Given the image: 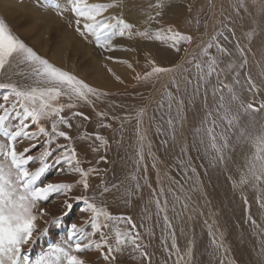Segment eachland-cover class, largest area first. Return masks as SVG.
Here are the masks:
<instances>
[{
  "label": "snow or ice",
  "instance_id": "obj_1",
  "mask_svg": "<svg viewBox=\"0 0 264 264\" xmlns=\"http://www.w3.org/2000/svg\"><path fill=\"white\" fill-rule=\"evenodd\" d=\"M238 3L240 8L247 11L245 0H238ZM251 3L253 6L259 4L260 11L264 12V0H251ZM36 6L49 9L62 19H67L66 14L71 13L73 20L69 22V27L74 23L75 32L85 39L91 37V42L103 52L133 50L115 44L117 37H127L129 40L139 37L144 40L159 41L177 53L180 52L181 45H192L195 42L192 35L184 34L171 25L158 28L154 32L148 29L141 31L133 23L126 21L122 15L110 14V10L122 6V0H108V2L65 0L63 5L57 0H37ZM165 6L166 0H157L155 5L149 7L163 9ZM188 10L191 12V5ZM161 15V11H157L155 16L149 15L148 20L159 23L157 18ZM224 27L232 34V39H235L234 30L227 25ZM255 35V30L247 33L249 42ZM220 38L231 43L229 36L220 30L212 35L206 44L202 42L196 45L200 49L198 55H191L188 48H185V54L180 57L179 62L171 66H160L155 60L148 59L147 67L150 71L144 72L142 76L137 74L135 79L151 82L159 81L166 76L170 78L168 84L164 85L162 100L158 104V109H163L164 101H167L168 116L164 121L167 130L157 127V132L175 142L177 135L182 134L181 129L186 119L184 100L178 95L182 90L181 84L185 86L183 91L188 92V86L192 85L195 79L196 87L191 91L188 103L192 104L193 99L200 94L201 88H204L205 108H207L206 85L215 75L217 83L212 88L215 115L212 110L206 112L201 126L194 129L191 149L198 155L203 149L210 167H220L226 171L233 160L232 154L236 146H250L252 152L245 159L246 170L242 172L238 184L233 182V187L248 184L259 187L264 185V123L257 127L252 119L248 124H242L241 116L243 114L251 118L255 113L264 112V101H260L257 106L253 102L245 104L240 100L235 86L240 84V70L245 69L248 64L246 46L236 43L235 52L240 57V63L237 65L229 62L225 70L219 67L221 57L232 56L233 52L221 43ZM212 48H215L217 55L214 56L209 52ZM247 51L250 52L251 48L249 47ZM105 58L113 59L110 56ZM120 63L128 62L120 61ZM185 64H190L197 70V75L193 79L186 75L189 69L184 67ZM128 67L131 68L132 65L128 63ZM109 71L111 72V69ZM225 71L233 73L231 83L220 79ZM177 75L180 77L179 80ZM244 75L247 91L258 94L261 90L260 86L247 72ZM115 78L123 83L119 76ZM172 88L175 89V94L171 91ZM106 95L108 94L40 55L16 35L3 18H0V264H91L82 255L89 249L97 251L105 264H116V254L123 253L129 247L150 262L148 253L143 250L144 246L139 243L140 233L136 230L137 226L131 216L112 214L102 202L97 204L96 195H71L78 185L82 186L86 193L90 188L89 177L98 172L96 168L81 167L70 134L74 127L78 129L80 125H74L73 121L77 118L89 121L91 117L78 109L81 105L94 108L92 98L100 99ZM174 104L175 116L171 114ZM145 114V109L141 108L135 116L137 170L144 163L145 142L148 139L147 130L143 128ZM97 116L103 119L106 113L97 112ZM112 119L121 120L123 127L131 118L113 116ZM102 126L111 127L109 124ZM93 137L94 142L98 141L99 144L93 147L92 151L98 152L101 147L107 146V140L98 133L81 135L79 139L92 140ZM61 138L67 143H59ZM25 142L27 146H23ZM167 144L168 139L162 141V146L166 150ZM147 148L151 157L153 155L151 142L147 143ZM181 157H187L186 160L182 158L178 160L183 169L182 179L185 183L192 178L188 175L189 169L192 176L198 179L199 174L193 164V158L189 155L187 144L181 148ZM100 161H106V157L101 156ZM37 163L38 167L33 169L32 165ZM62 163H66L69 166V173L78 178L71 182L44 183L42 178L50 169ZM152 167L156 168L155 159ZM133 179L137 178L133 176ZM143 179L151 188L148 184L146 165ZM174 183L183 191L184 185L180 184V181ZM157 184L160 185L159 178ZM111 187L115 189L118 185L113 184ZM141 188V184L137 182L136 192ZM190 191L195 192L197 188L194 186ZM109 192L110 188L104 186L102 182L99 196L103 197ZM168 192L173 197V210L176 204H182L184 210L188 209L191 196L182 198L171 187L168 188ZM133 194L131 189L126 190V203L130 202ZM53 195L66 197L63 201L65 211L61 216L49 221L45 219L49 215L48 212L39 208V204L48 201ZM152 198L149 203L155 204L157 217L163 214L164 228L171 229L172 222L167 215L169 202L164 188L159 187L158 192L153 189ZM72 201L82 202L85 205L81 211L89 213L88 218L80 223H71L65 229L66 235L62 236L59 242L48 245L46 250H42L40 255L32 259L29 250L49 231L47 228L43 231L38 230L37 221L43 220L45 224L59 225L72 212L74 208ZM257 202L264 207V200L260 197H257ZM244 203L248 204L247 198L244 199ZM252 224L257 226L255 220H252ZM88 227L91 231L87 230ZM209 235L213 236L212 244L215 248L222 250L223 243L217 242L211 227ZM171 237V249L174 250L172 254H175L179 249L174 232L171 233ZM188 255H191V249L188 250ZM182 259L183 256H178L176 264H180Z\"/></svg>",
  "mask_w": 264,
  "mask_h": 264
},
{
  "label": "rangeland",
  "instance_id": "obj_2",
  "mask_svg": "<svg viewBox=\"0 0 264 264\" xmlns=\"http://www.w3.org/2000/svg\"><path fill=\"white\" fill-rule=\"evenodd\" d=\"M0 1H2V0H0ZM3 1H6L9 4H12L13 2H15V5H17L21 8L23 7V9L25 8V10H26L25 15H23L20 12H14L12 14V16L0 15V18H3L9 24L12 31L16 35H18L21 39H23L25 41V43H27L29 46L33 47L40 55H44L46 58H49V60L53 59L52 57L54 56V53H55V51H54L55 43L58 40V34L54 30L59 29V31L64 32V34L66 32V34H67V35L65 34L66 39H71V37L74 35V37H76L78 39V41L81 43V46L83 48H86V46L90 47L89 50L91 49L90 50L91 54H93V52H94L95 57L99 58V59L98 58L97 59L101 63V66L99 65L100 67L97 71H99V74L103 73L108 77V79H107L108 82H105L106 84L104 83V85L103 84H101V85L96 84L95 75L93 74L95 64L93 65L91 58L82 51V49H81L82 47L80 49H77V51L74 50L75 47L67 50V51H69V52H67V57L69 58V60H68L69 64L66 67H64V69L67 71H70V72H72V70H73V73L76 74L77 76L79 75V77H81L80 72H82V77L86 83L88 82L89 85H91L92 87L97 88V89L101 90V92L108 94L106 96H102L101 99H97V98L93 97V102L95 101L94 102L95 109H93V107H90V106L81 105L78 110L84 112L86 115L94 116L96 118V120L98 121V123L100 122L99 119H101V125L109 123V125H111V127H107V128L103 127L104 130L107 131L109 128L110 131L112 130L115 133H117L118 141H117V144L115 142V145H117V150L120 151L119 154L121 153L120 155L118 154L117 159H116L118 164H119L120 157L123 156V152L125 150H127V148H128V147H126V149H125V146L128 144V140L130 143H132L129 145L128 151L130 152L131 161H132V164H131V166H129V168L131 167L130 170H133L132 171L133 173H131L132 176L131 175L129 177L127 176V179L129 182L130 178L133 179V175L136 178L138 175V178L136 180L133 179L134 184H132V186L134 187V185H136V183L138 181H140L139 182L140 184L144 183V186L141 184V186H142L141 190L139 192H136V199L138 202H140L142 199L144 206H145V213L142 212V210L140 208H137L136 214H137L138 218L136 217L133 219V217H132V219H133L134 223H136V226H137L136 230L139 233L141 232L139 241L144 244L143 245L144 248H147L149 246L148 248L152 249L153 245L157 246L156 248L158 249L159 254L155 259V264H176V260H177L178 256H183V259L180 261V264H184V262H188V264H221V260L218 258L220 256L218 250L215 248V246L212 247V245H211L213 237L209 235V230L205 226V223L202 221L201 215H199L196 210H193V212H192V230L193 231H192V235H191L190 244L185 245L182 241V238H181V235L179 233L178 228L175 225H173L172 226L173 230L172 229H165L164 223H163V214H161L160 217H157L155 204L149 203V201L151 199H153L152 198V190L156 189L157 192L159 191V186L157 184L158 179H157V176H156L154 169L152 167L153 162H152L151 158H149L150 156L148 155L147 142H145L146 146H145L144 163L141 164L139 170H137V165L135 162L136 161V149H135L136 148V135H134L135 134L134 132L136 129V122H135L136 113L139 109H141L143 107L145 109L147 102L150 98L149 96H150L151 92H150L149 88L147 87L146 82H144L146 86L144 85L143 87H138V89L135 90V93L131 94V96L124 92L125 90L128 89V88H126L127 87L126 84H129L131 82V75L138 66L139 50L145 51L147 54H149L150 58L152 57L151 59L155 60V62L157 61L156 63L158 65H160V66H171V65H174L175 63H177L180 60V57L185 54L182 51L185 49V47L188 48V51L193 50V49H195V50L198 49V47H196V45L201 44L200 35L202 33L207 32L208 19L211 15V9H212L211 0H166V6L164 7L165 9H157L154 7L149 8L150 5H155L157 3V0H122V6L120 8L110 10V14H114V15H118V16L122 15L126 21L133 23L136 26V28L140 29L141 31L148 29L150 31L153 30V32H154L158 28L167 27L169 25H172L174 29L179 30L180 32H182L184 34L187 33L188 35H192L193 37L196 34V38H194L195 42L193 43L194 46L183 44V45H181V49H180L181 52H179V53L175 52L174 50H172L171 48H169L168 46H166L165 44H163L159 41H155V40L149 41V40L140 39L139 37L131 39V41L127 37H124V38L117 37L116 40L114 41V43L117 44L118 46L128 47L130 49H133L132 51L131 50L130 51L115 50V51H110V52H103L101 49L97 48L94 43L91 42V40H92L91 37H89L88 39H85V38L79 36L74 30V27H75L74 23H73L72 27H69V22L73 20L71 13L66 14L67 19H62L61 17L55 15L54 12L49 10V9H43V8L37 7L36 6L37 0H13V2H12V0H3ZM235 1H237V0H235ZM57 2L60 3L61 5H63L65 3V0H57ZM90 2H108V0H90ZM193 3H195V4H193ZM188 4L191 5V15L194 18V20H192V19L189 20V21L194 22V23H192L193 27L191 24L192 29H190V31L187 30L188 28H181V29L176 28L175 24H180L181 21L179 22L177 20V22L176 21L171 22L172 20L170 19L173 16L172 14H173L174 10L181 8L185 11V10L189 9ZM234 4L238 5L237 2H234ZM194 5H197V6H195L196 8L194 7ZM169 6H171V7H169ZM157 11H161V13H162V15L157 18V20H159V23H157L156 21H149L148 20L149 15L154 16ZM30 13H34L37 15L39 14L40 17L43 18L42 19L44 21L43 23L52 25V26H50L52 28V34L50 36V42H49L50 43V46H49L50 50L48 53L42 54L41 51L39 50V48L36 45H34L33 40L37 39L35 33H31V34H27V35L22 33V30H25V29L31 28V27H36L39 30V32H41L43 29V27L40 25L39 22L30 21V19H31ZM183 21L186 22V20H183ZM197 21H199V23H197ZM15 22L17 24H15ZM224 25L228 26L227 23H224L222 25V27L218 26L215 31L218 32L220 30H223L224 33L227 34L228 31H227V28L224 27ZM64 29H65V31H64ZM220 40H221V43L224 44L223 39L220 38ZM145 41H147L148 43ZM203 43H206V42H203ZM224 45L226 47H229V43H226ZM144 46L145 47L148 46V47L145 49ZM75 51L77 52L76 55H75ZM100 51H101V53H100ZM134 51L137 52L136 58H135V52ZM199 51H200L199 49L196 50V55H198ZM209 52L212 54V49H209ZM106 53H107V55H106ZM252 53L254 56L257 57L256 49L252 50ZM119 54H120V57H119ZM99 55H100V57H99ZM74 56H76V57H74ZM109 56L113 57V59H106L105 58V57H109ZM123 57H124V59H123ZM224 58L227 59L228 57H224ZM80 61H82L81 62L82 64L81 63L78 64V62H80ZM120 61H127L128 63H130L132 65L131 69L133 72L128 67V63H120ZM83 63H85L86 65L85 64L83 65ZM90 65H92V66H90ZM122 66L125 68H123ZM87 68H88V70H87ZM108 68L111 69V72L108 70ZM186 68L189 69V71H188V73H186V75L190 79H193L197 75V70L195 69V67H193L190 64H188ZM89 69H90V72H89ZM122 69H123V71H122ZM114 74H116L115 76L119 75L121 80L123 79L125 81L122 80L123 81L122 84L120 82L118 83V81H116ZM85 75H86V77H84ZM90 76H92V77H90ZM223 76H225V73H224V75L220 76V79L225 81L226 79H224L225 77H223ZM93 77H94V79H92ZM16 79H20V78L16 77ZM91 80H93V81H91ZM241 80L242 81L240 82V84L242 83V85L239 84V86H240V93L242 92V94L244 95V96H242V99H243V97L245 98V96H247L246 98H248V96L250 95V92L247 91V85L245 83V81H246L245 75L243 78H241ZM216 83H217L216 76L213 75L210 79V85L209 84L206 85V87L208 89V94H207V100L208 101L207 102L210 103V107H212L213 104L215 103V102H212V101H214V98L212 96V88H213V86L216 85ZM165 84H168V83H165ZM107 86H109V87H107ZM103 87H104V89H103ZM122 87L124 90L122 89ZM169 87H170V85H169ZM188 87H189V91L188 92L183 91V95H182V98H183L184 104H185L184 115H185L186 119L184 122V126H185V136L187 139L186 144L189 147V155L193 158V164L196 167L197 173L199 174L198 178L200 180L202 188L204 189V192L207 194V197L209 199L210 207H211L213 213L216 215V217L220 216V218L223 222V224H220L217 220V226L219 227V229L223 235V238L225 240V243L229 248L228 250H229V254L231 256V259L233 260V264H264V207H261L260 203L257 202V197H260L262 200H264V185H261L259 187H252L250 184H248V185H243L241 187H236V188L233 187V182H236L238 184L240 181L242 172H244L246 170L244 168L245 159L248 155L251 154L252 148L248 145H245L243 147L238 145L237 148L235 149V152L232 154L233 160H232V162L229 163L228 169L226 171L220 167H217V168L210 167L209 162H208V157L204 155L203 149H201L199 155L197 154L196 151H193L191 149V145L193 142L194 129L201 126V122L203 121V119L205 117L204 106H203V104H205V97L203 96L204 95V88H201L200 94L193 99L192 104H189L188 101L191 98L190 93L196 87V80L193 79L192 85H190ZM113 89H114V92H113ZM139 90H141V91H139ZM163 91H164V89L161 92H163ZM171 91L175 94V89L172 88ZM120 95L122 97H120ZM178 95L180 96V93ZM138 96H140V97H138ZM253 97L255 98V95H253ZM246 98H245V100H246ZM161 100H162V93H160V97L158 98L156 103L152 104V107H151L152 110H151L150 116L148 118V122L150 125L151 141H152L153 145L155 146L158 155L163 160L165 165L169 168L170 172L181 182V184L184 185L185 189L189 192V194L191 195L193 200L200 206V201L198 199V197H199V195H198L199 189L198 188L199 187H196L198 192L197 191L191 192L190 189L192 187H194L190 181L191 179L187 180L186 183H185V180L182 179L183 169H182L181 165L178 163V160L181 158L186 160V157H181V152L179 150H177L179 148V147H177V141L173 142L167 136L161 135L157 132V127H161L165 131L167 130L166 123L165 124L163 123L167 119V116H168L167 107H166L167 106L166 100L164 101V104H165L164 108L161 109L162 111L161 110L159 111V113L160 112L161 113L160 114L158 113L159 115L157 114V117H156V114H154V112L157 110L158 104ZM245 100L243 102H245ZM141 101H142V103H141ZM256 101H260V100L258 98H256ZM248 102H249V99H248ZM95 103H97V104H95ZM145 103H146V105H145ZM211 103H212V105H211ZM114 106L117 109H114ZM131 108H132V110H131ZM136 108H137V110H136ZM123 109L124 110L126 109V111H124ZM114 110H117V111H114ZM97 112H103V113L106 112V116L104 117L105 119L98 117ZM107 112H108V114H107ZM118 112H119V114H118ZM121 112H123L124 114ZM151 113H153V114L151 115ZM164 113H166V115H164ZM112 114H114V115H112ZM161 114H163V119H161ZM171 114H173V116H175V104H174V107H173ZM113 116L120 117V118H124L125 116H128L131 119H130V122L124 123L123 130H120L121 120H119V121L114 120V119L112 120ZM246 117H248L247 118V124L252 119H254L257 127H259V125L261 123H264V112H259V114L255 113V114H253V116L251 118L249 116H246ZM110 121L111 122L113 121L112 123L114 125ZM86 122L87 121H83L81 118H77L76 120L73 121L74 125H76L78 123H79V125L81 123V125L79 126L78 129L74 127L73 130L71 131V135L73 137L72 143H74V142L77 143V145H78L77 149H78V152L80 153V155H82L83 152H86V151H84V148H83V147H85L84 144L87 145L86 148L88 150L90 148H92L93 145L97 146L96 141L94 142L93 139H92L93 141L88 140V139H79V137L81 135H85V134L90 135L86 131V127H87ZM130 127H133V128H130ZM134 127H135V129H134ZM112 131H111V133H112ZM126 131H127V138L125 137V139H124L123 136H126V135H124V132H126ZM130 133L132 135H130ZM120 135L122 138L120 137ZM128 137H129V139H128ZM104 138L106 140H108L107 135H105ZM121 139H122V141H121ZM165 139H168L167 150L165 149V147L162 146V141H164ZM75 140H77V141H75ZM86 142H88V143H86ZM59 143L66 144L67 142L62 140V138H61L59 140ZM197 145L199 146L198 141H197ZM23 146H27V142H25ZM106 150H107V148H106ZM106 153H108V150L106 151ZM79 159H80V161H83L84 158L79 156ZM102 164L106 165V166H110L109 164H112V160H110L109 164L106 163L105 161H102ZM145 165L147 166L148 184L151 185V188H149L145 184V181L143 179L144 166ZM201 165H203V167H201ZM62 166L63 165L61 164L60 166H58V168L55 167V168L50 169V171L42 178L43 182L44 183L51 182L52 179L55 177H62V178H68L71 176L74 177L72 174L69 173L68 168L65 170L68 172L64 171L65 173L61 172L59 174L58 171L60 170V168ZM35 167H38V163L32 165L33 169ZM55 169H56V171L54 172ZM205 169H207V174H205ZM57 173H58V175H57ZM189 173L192 174L190 169L188 170V175H189ZM97 175L99 177V185L98 186H101L102 182H110L111 183L110 180H104V179L101 180V174L97 173ZM71 180H73V179H71ZM69 182H71V181H69ZM77 190L80 193H78ZM87 192H88V196H91L92 193L94 192V190H90ZM87 192L85 193L83 187L78 185L76 188H74L72 193H74L76 195H86ZM55 196H57V195L51 196L49 198V200L46 202H40L39 208H43L45 210L46 204H48L50 202V199L54 198ZM120 198H121L120 202L115 203L114 212L121 205L127 204L125 202L126 199L123 198L122 195L120 196ZM245 198H247V200H248L247 205H245V203H244ZM99 201L102 202L104 200L102 197L98 196L97 201H96L97 204H99ZM72 202L74 204L73 210L78 209L80 205H84L82 202L81 203H76L75 201H72ZM102 203L104 206V202H102ZM238 205H239V207H238ZM57 210L59 212H57ZM57 210L51 216H47L46 217L47 220L50 221L56 217H59L65 211L63 206H61ZM169 210H170V206H169ZM229 210H231V211H229ZM37 211H38V209H37ZM75 211H77V210H75ZM81 212L82 211L80 210V213ZM82 213H81L82 215H79V218H77V217H74L73 213L71 212L67 217H65L61 221V223L59 225L45 224L43 220H38L37 221L38 230L43 231L44 229L47 228V229H49V231L40 240L37 241V243L33 246L32 249L29 250L30 257L32 259H35L38 255L41 254L42 250L47 249L48 245L59 242L61 237L66 235L65 229L67 228V226H69L71 223H77L78 219H80L84 215L85 212H82ZM150 214L152 216H150ZM119 215L130 216L128 214V212L126 213V210H122L119 213ZM148 216H149V218H148ZM249 217H251V219H249ZM137 219H139V220H137ZM233 219H234V221H233ZM152 220H153V222H152ZM252 220L256 221L257 226H254L252 224ZM153 223H155V224H153ZM118 227L122 228L124 226L118 225ZM155 227L159 231L158 233L156 232L157 237L155 235V232L153 231ZM87 230L91 231V229L89 227L87 228ZM172 232L175 233L176 243H177V247L179 249V251L175 254H172L174 250L171 249V244H172L171 233ZM150 237H151V240H150L151 245L149 243ZM152 237L154 238L153 240H152ZM96 239H98V237H96ZM209 239H210V242L208 244ZM154 240H155V243H154ZM189 249H191V255L190 256L188 255ZM127 250H129V254L135 262L140 263L142 261V257L139 256L140 255L139 252H133L131 247H129V249H127ZM224 264H231V263L229 260L228 261L225 260Z\"/></svg>",
  "mask_w": 264,
  "mask_h": 264
},
{
  "label": "bare ground",
  "instance_id": "obj_3",
  "mask_svg": "<svg viewBox=\"0 0 264 264\" xmlns=\"http://www.w3.org/2000/svg\"><path fill=\"white\" fill-rule=\"evenodd\" d=\"M13 2V0H12ZM22 2V1H21ZM197 2V1H196ZM212 2V9H211V15L208 19V27H207V32L206 33H202L200 35V42H208V40L210 39V37L212 35H214L215 33H217L215 30L217 29L218 26L222 27V25L224 23L228 24L229 28H232L234 30L235 33V39H232V34L227 32V34L229 36V39L231 41V43H229V47H227L230 51L233 52L232 56H229L227 59H225L224 57H221V63H220V68L222 69H227V64L229 62H234L235 64L239 65L240 63V57L239 55L235 52V45L237 42L240 43L241 46H246L245 47V52L247 55V59H248V64L246 65L245 69H241L240 70V82L242 81L241 78L244 77V73L247 72L252 79L255 81V83L260 86V92L258 94H254V93H250V95L248 96V98H246L247 96H245V98L242 96H244L242 94V92L240 93V86L236 85L235 89L240 97L241 101L245 100V104H247L248 99L249 102H253L255 103L257 106L259 104L260 101H264V12L260 11V5L257 4L256 6H253V4L251 3V0H245V4L247 6V11H245L244 8H240L239 7V3L238 0H211ZM234 2H237L238 5L234 4ZM14 3V4H13ZM12 4L7 3L6 1H0V15L4 16V15H9L12 16V14L14 12H20L23 15H25V8L23 9V7H19L17 5H15V2H13ZM20 3V2H19ZM25 3V2H24ZM198 3V2H197ZM196 3V4H197ZM203 3V2H202ZM180 4V3H179ZM190 4V3H189ZM188 4V7H189ZM195 4V3H193ZM30 5V4H29ZM176 5V4H175ZM174 5V6H175ZM173 6V7H174ZM181 6V5H180ZM197 5H194V7ZM204 6V5H203ZM171 7V6H169ZM172 7V8H173ZM177 7V6H176ZM28 8V7H27ZM150 8V7H149ZM175 8V7H174ZM196 8V7H195ZM199 8V7H198ZM201 8V7H200ZM165 9V8H163ZM188 10V9H187ZM183 10V9H177L173 11V16L170 18L173 21L177 20L180 22V24H175V27L178 29L181 28H188L187 30L190 31V29H192L193 21H189L190 19L194 20L193 16L191 15V12H189V10ZM29 11V10H28ZM153 11V10H152ZM165 11V10H164ZM166 12V11H165ZM194 14V13H193ZM165 15V14H164ZM163 15V16H164ZM189 15V16H188ZM155 16V15H154ZM171 16V15H170ZM30 21H36L39 22L40 25L43 27L42 31L39 32V30L36 27H31V28H27L25 30H22L23 34H31V33H35L37 39L33 40L34 41V45H36L39 50L41 51L42 54L48 53L49 52V46H50V36L52 34V28L50 26H52L51 24H46L43 23L44 21L42 20L43 18L40 17V15L38 14H34V13H30ZM167 17V16H166ZM169 17V16H168ZM227 18V19H226ZM160 19V18H159ZM166 19V18H165ZM183 20H186L183 21ZM188 22V23H187ZM15 24H17L15 22ZM171 24V23H170ZM192 24V27H191ZM146 25V24H145ZM58 26V25H57ZM157 26V25H156ZM172 26V25H171ZM206 26V25H205ZM145 28V27H144ZM199 28V27H198ZM62 30V29H61ZM255 30L256 35L253 37V39L251 40V42H249L248 38H247V33H249L250 31ZM57 34H58V40L55 43V48H54V56L52 57L53 61L50 60L51 62L55 63L57 66L59 67H66L69 63L68 60L69 58L67 57V50H69L70 48H74V50L77 51V49H80L81 43L78 41V39L76 37H74V35L71 37V39H66V32L64 34V32H61L58 30H54ZM65 31V29H64ZM153 31V30H152ZM218 31V30H217ZM68 32V31H67ZM201 32V31H200ZM75 33V32H74ZM71 34V33H70ZM69 34V35H70ZM187 34V33H186ZM67 35V34H66ZM194 38H196V34L194 35ZM141 39V38H140ZM131 41V40H130ZM137 41V40H136ZM139 41V40H138ZM144 42V41H143ZM147 42V41H145ZM83 43V42H82ZM148 43V42H147ZM205 43V44H206ZM228 42L224 41V44H226ZM80 44V45H79ZM137 45V44H136ZM147 45V44H146ZM151 45V44H150ZM193 45V44H192ZM191 45V46H192ZM85 46V45H84ZM135 46V45H134ZM194 46V45H193ZM145 47V46H144ZM148 47V46H147ZM145 47V49L147 48ZM251 48V51H247L248 48ZM90 47L86 46V48H81L82 51L88 55L92 62L93 65L95 64L94 67V72L93 74L95 75V82L96 84H103L105 82H108L107 79L108 77L103 74L100 73L99 71H97L99 69V67L101 66V63L98 61V59L95 57L94 52L93 54H91V49L89 50ZM186 48V47H185ZM141 49V48H140ZM199 49V48H198ZM196 49V50H198ZM256 49L257 51V57L253 55L252 50ZM99 50V49H98ZM196 50H189V53L191 55H196ZM200 50V49H199ZM71 51V50H70ZM75 51V55L77 54V52ZM132 51V50H131ZM184 52V50H182ZM135 52V51H134ZM181 52V51H180ZM101 53V51H100ZM118 54V53H117ZM121 54V53H120ZM119 54V57H120ZM124 54V53H123ZM130 54V53H129ZM107 55V53H106ZM110 55V54H109ZM212 55H217L215 48H212ZM44 56V55H42ZM137 56V52H135V58ZM45 57V56H44ZM76 57V56H74ZM100 57V55H99ZM152 58V57H151ZM149 54H147L145 51L139 50V60H138V66L137 68L134 70V72L131 75V82L129 84H126V88H128L127 90H125L124 92L126 94H129L131 96V94L135 93V90L138 89V87H143L145 85V81H137L135 79V77L137 76V74H140L141 76L144 74V72L146 71H150V68L147 67V60L151 59ZM163 58V57H162ZM49 59V58H47ZM51 59V58H50ZM124 59V57H123ZM81 60V59H80ZM75 61V60H74ZM79 61V60H78ZM106 61V60H105ZM77 62V61H76ZM82 61L78 62L81 63ZM137 62V61H136ZM157 62V61H156ZM179 62V61H178ZM177 62V63H178ZM113 63V62H112ZM75 64V63H74ZM82 64V63H81ZM85 63H83L84 65ZM176 64V63H175ZM86 65V64H85ZM100 65V66H99ZM113 65V64H112ZM188 64H185L184 67L186 68ZM88 66V65H87ZM86 66V67H87ZM92 66V65H90ZM114 66V65H113ZM79 67V66H78ZM123 67V66H122ZM136 67V66H135ZM85 68V67H84ZM121 68V67H120ZM125 68V67H123ZM193 69V68H192ZM88 70V68H87ZM109 70V68H108ZM126 70V69H125ZM92 71V70H91ZM123 71V69H122ZM192 71V70H191ZM84 72V71H83ZM87 72V71H86ZM90 72V69H89ZM73 73V70H72ZM77 73V72H76ZM85 73V72H84ZM74 74V73H73ZM122 74V73H121ZM232 72H228L225 71V77L224 79L225 82L231 83L232 82ZM76 75V74H75ZM81 77H79V75L77 76L78 78L83 79L82 77V72H80ZM109 75V74H108ZM112 75V74H111ZM116 74H114L115 76ZM129 75V74H128ZM224 75V74H223ZM119 76V75H118ZM130 76V75H129ZM86 77V75L84 76ZM92 77V76H90ZM89 77V78H90ZM112 77V76H111ZM116 77V76H115ZM120 77V76H119ZM113 78V77H112ZM94 79V77L92 78ZM114 79V78H113ZM128 79V78H127ZM169 77H164L163 79L159 80V81H151V82H146L147 87L150 90V98L147 102V105L145 107V112L146 114L143 117V128L147 130V143L151 142L152 144V148H151V152H152V156L149 157L151 158L152 162H156V168L154 169V172L157 176V179L159 178L160 181V185L159 187H163L165 190V195L168 199L169 202V206H170V210H168L167 215L169 216L171 222H172V226L175 225L178 230L179 233L181 235L182 241L185 245H189L190 244V240H191V235H192V212L193 210H196L197 213L199 215H201L202 221L205 223V226L207 227V229L209 230V228L211 227V231L213 233V235L215 236V238L217 239V241L220 243H223V249L222 250H218L220 256L218 257L221 262L224 261H230L231 264H233V260L231 259V256L229 254V248L225 243V240L223 238V235L219 229V227L217 226V220L220 224H223L220 216L216 217V215L213 213L211 207H210V202L209 199L207 197V194L204 192V189L202 188V185L200 183L199 178L197 179L195 176H192V174L189 173V176H191V183L193 186L195 187H199V201H200V206L193 200V198L191 197V199L188 201L189 207L187 210L183 209V205L182 204H176L175 206V210H173L172 205H173V197L171 195V193L168 192V188L171 187L173 189L174 192H176L177 195L181 196L182 198L186 197V196H191L189 194V192L185 189V187L183 188V191L180 190V186L176 183H174V181H179L169 170V168L165 165V163L163 162V160L160 158V156L157 153V150L155 148V146L153 145L151 138H150V125L148 122V118L150 116V112L152 110V104L156 103V101L158 100V98L160 97V93L163 89H164V85L165 83H168L169 81ZM177 79L179 80L180 77L179 75H177ZM123 80V79H122ZM89 81V80H88ZM93 81V80H91ZM117 81V80H116ZM125 81V80H123ZM88 83V82H87ZM119 83V81H118ZM127 83V82H126ZM89 84V83H88ZM106 84V83H105ZM122 84V83H121ZM125 84V83H124ZM95 85V84H94ZM99 85V86H100ZM145 85V86H146ZM210 85V83H209ZM242 85V83L240 84ZM106 86V85H105ZM98 87V86H97ZM109 87V86H107ZM117 87V86H116ZM102 88V87H101ZM106 88V87H105ZM104 89V87H103ZM123 89V87H122ZM174 89V88H173ZM181 92H180V97L182 98L183 95V89H184V85L181 84ZM107 90V89H106ZM111 90V89H110ZM120 90V89H119ZM118 90V91H119ZM124 90V89H123ZM160 92H159V91ZM101 91V90H100ZM116 91V90H115ZM121 91V90H120ZM141 91V90H139ZM108 92V91H107ZM112 92V91H111ZM114 92V89H113ZM123 92V93H124ZM245 92V91H244ZM120 94V93H119ZM253 95H255V98L253 97ZM124 96V95H123ZM147 96V97H148ZM204 96V95H203ZM120 97H122L120 95ZM140 97V96H138ZM143 98V97H142ZM256 98H258L260 101H256ZM93 99V98H92ZM101 99V98H100ZM116 99V98H115ZM114 99V100H115ZM148 99V98H147ZM113 100V101H114ZM204 100V99H203ZM211 100V99H210ZM98 101V100H97ZM102 101V100H101ZM147 101V100H146ZM145 101V102H146ZM208 101V100H207ZM95 102V101H94ZM93 102V103H94ZM121 102V101H120ZM214 102V101H212ZM248 102V103H249ZM124 103V102H123ZM142 103V101H141ZM97 104V103H95ZM105 104V103H104ZM137 104V103H136ZM114 105V104H113ZM165 105V104H164ZM212 105V103H211ZM99 106V105H98ZM204 106V112L206 114L207 111L212 110L213 114L215 115L214 112V104L212 107H210V103L207 102V108H205V104H203ZM100 107V106H99ZM111 107V106H110ZM135 107V106H134ZM133 107V108H134ZM141 107V106H140ZM143 107V106H142ZM167 107V106H166ZM102 108V107H101ZM106 108V107H105ZM108 108V107H107ZM124 108V107H123ZM144 108V107H143ZM95 109V107L93 108ZM114 109L115 108L114 106ZM120 109V108H119ZM122 109V108H121ZM127 109V108H126ZM126 109L124 111H126ZM203 109V108H202ZM235 109V108H234ZM122 110V111H123ZM132 110V108H131ZM137 110V108H136ZM155 110V109H154ZM161 109H158L154 112V114L159 113ZM165 110V109H164ZM163 110V111H164ZM91 111V110H90ZM100 111V110H99ZM110 111V110H109ZM117 111V110H114ZM121 111V110H120ZM162 111V110H161ZM113 112V111H112ZM106 113V112H105ZM114 113V112H113ZM123 113V112H121ZM133 113V112H132ZM161 113V112H160ZM159 113V114H160ZM108 114V112H107ZM110 114V113H109ZM119 114V112H118ZM124 114V113H123ZM153 113H151L152 115ZM158 114V115H159ZM259 114V113H258ZM114 115V114H112ZM126 115V114H125ZM130 115V114H129ZM164 115H166V113H164ZM173 115V114H172ZM89 116V115H88ZM119 116V115H118ZM91 117V119L89 121H87V127H86V131L87 133H89L90 135L92 134H96L98 133L101 136H108V140H107V146L106 147H101L100 150L98 152H94L92 151L93 147H96L95 145H93L92 148H90L89 150L86 148V144H84L85 147L84 151L82 155H80V153L78 152L77 149V143L74 142L72 143V146L76 149L78 156L83 157V161H81V167L88 169V168H96L98 169L99 174H101V180H110V182H103L104 186H108L110 188V192L109 193H105L104 196L102 197L104 201V206L107 207L108 211L111 212L114 215H119V213L122 210H126V213L128 212V214L134 218H138L137 214H136V210L137 208H140L142 210V212L145 213V206L144 203L141 199L140 202L137 201L136 199V189H135V185L134 187L132 186V184H134V180L130 178L129 182L127 179V176L129 177L130 175L132 176L131 173H133V170H130L131 167L129 168V166H131L132 161H131V156H130V152L128 151L129 145L132 144L129 142L128 140V144L125 146L127 150H125L123 152V156L120 157L119 159V164L117 163V156L119 154L120 151L117 150V145H115V142L117 144L118 141V136L117 133H115L114 131L108 130L105 131L103 126L101 125V119L100 122L98 123V121L96 120V118L94 116H89ZM110 117V116H109ZM247 118L245 115L242 114L241 116V123L242 124H247ZM105 119V118H104ZM113 120V119H112ZM133 120V119H132ZM160 120V119H159ZM104 121V120H103ZM102 121V122H103ZM106 121V120H105ZM119 121V120H118ZM107 122V121H106ZM109 122V121H108ZM111 122V121H110ZM113 122V121H112ZM111 122V123H112ZM104 123V122H103ZM134 123V122H133ZM132 123V124H133ZM165 124V122H163ZM79 124V123H78ZM109 124V123H108ZM113 124V123H112ZM81 125V123H80ZM83 125V124H82ZM114 125V124H113ZM112 125V126H113ZM84 126V125H83ZM121 126V124H120ZM130 126V125H129ZM135 126V125H134ZM116 127V126H115ZM164 127V126H163ZM107 128V127H106ZM105 128V129H106ZM119 128V127H118ZM124 127H121L120 130H123ZM133 128V127H130ZM83 129V128H82ZM113 129V128H112ZM135 129V127H134ZM81 130V129H80ZM130 130V129H129ZM128 130V131H129ZM125 131V130H124ZM76 132V131H75ZM117 132V131H116ZM182 134H178L177 135V147H179L177 150H179L181 152V148L185 146L187 139L185 136V126H183V128L181 129ZM132 133V132H131ZM130 133V135H132ZM135 133V132H134ZM71 134V133H70ZM123 138L125 139V137L127 138V131L124 132ZM129 135V134H128ZM135 135V134H134ZM121 137V135H120ZM135 137V136H134ZM122 138V137H121ZM120 139V138H119ZM129 139V137H128ZM134 139V138H133ZM63 140V139H62ZM94 140V137H93ZM92 140V141H93ZM77 141V140H75ZM122 141V139H121ZM134 141V140H133ZM81 142V141H80ZM65 143V142H64ZM88 143V142H86ZM97 145L99 144L98 141H96ZM79 144V143H78ZM238 146V145H237ZM236 146V148H237ZM90 147V146H89ZM106 148L108 150V153H106ZM123 148V147H122ZM235 148V149H236ZM136 149V148H135ZM121 154V153H120ZM119 154V155H120ZM105 156L106 157V163H110V160H112V164H109L110 166H106L102 164V161H100V157ZM134 159V158H133ZM187 159V157H186ZM236 164V163H235ZM62 167L60 168V170L58 171V173L60 174L61 172L65 173L68 171H65L67 168H69V166L66 163H62ZM105 167V168H104ZM58 168V167H57ZM56 171V169L54 170V172ZM65 171V172H64ZM57 173V175H58ZM97 173L91 175L89 177V183H90V188L88 191L90 190H94V192L92 193L91 196L96 195L97 197L99 196V193L102 191V184L101 186L99 185V177L97 175ZM135 173V172H134ZM139 173V172H138ZM134 176V175H133ZM78 177H68V178H62V177H55L52 179L51 182H61V181H72L71 179H77ZM138 178V175H137ZM140 178V177H139ZM136 180V179H135ZM137 182V181H136ZM140 182V181H138ZM115 184L118 185V188L113 189L111 186ZM144 186V183H141ZM181 184V182H180ZM131 189V191L134 193L131 196L130 202L127 204H123L121 205L115 212H114V206L115 203L120 202L121 198L120 196L122 195L123 198H125L127 200V196H126V190ZM74 190V189H73ZM73 192V191H72ZM78 192V190H77ZM198 192V191H197ZM80 193V192H78ZM71 195L76 196V194L71 193ZM88 195V192L87 194ZM144 195V194H143ZM221 198V197H220ZM66 199L65 196L63 195H57L54 198L50 199V202L48 204H46L45 206V210L48 212V216H51L58 208H60L61 206H63V201ZM101 202L99 201V204ZM149 204V203H148ZM119 205V204H118ZM227 205V204H226ZM85 205H80L78 209H75L72 211L73 216L79 218V215H82L80 213V210L82 208H84ZM239 207V205H238ZM150 210V209H149ZM61 211V210H60ZM231 211V210H229ZM57 212H59L57 210ZM114 212V213H113ZM202 213V214H201ZM149 214V213H148ZM222 214V213H221ZM90 214L85 212L84 215L78 219L77 223L82 222L83 219H87L88 216ZM150 216H152L150 214ZM70 217V216H69ZM145 217V216H144ZM149 218V216H148ZM47 219V218H45ZM142 219V218H141ZM139 220V219H137ZM146 220V219H145ZM151 221V220H150ZM234 221V219H233ZM153 222V220H152ZM237 222V221H236ZM147 223V222H146ZM235 223V222H234ZM238 223V222H237ZM136 224V223H135ZM138 224V223H137ZM140 224V223H139ZM148 224V223H147ZM151 224V223H150ZM155 224V223H153ZM144 226V225H143ZM90 228V227H89ZM153 228V227H152ZM172 229V228H171ZM173 230V229H172ZM155 235L157 237V233L159 232L157 230V228L155 227L154 230ZM157 232V233H156ZM141 233V232H140ZM148 233V232H147ZM149 235V234H148ZM151 235V234H150ZM213 237V236H212ZM96 238V237H95ZM143 238V237H142ZM160 238V237H159ZM154 238L152 237V240ZM156 239V238H155ZM151 237L149 239V243H150ZM145 241V240H144ZM237 241V240H236ZM246 241V240H245ZM210 242V239L208 240V244ZM139 243H141L142 245H144L142 242L139 241ZM153 243V242H152ZM155 243V240H154ZM166 243V242H165ZM206 243V242H205ZM242 243V242H241ZM151 245V243H150ZM158 245V244H157ZM160 245V244H159ZM212 247L214 246L211 243ZM147 246V245H146ZM192 246V245H191ZM190 246V247H191ZM149 247V246H148ZM143 248L144 251H146L148 253V256L150 257V262L149 260H146L142 257V261L140 263H137L133 260V258H131L130 254H129V248H127L123 253H118L117 255V259H116V264H155V259L159 254L158 249L156 248L157 246L153 245V248ZM193 247V246H192ZM210 247V246H209ZM208 249V248H207ZM212 252V251H211ZM137 255V254H136ZM186 255V254H185ZM193 255V254H192ZM140 256V255H139ZM161 256V255H160ZM83 258L89 262H91V264H105V262L103 261V259L99 256V253L97 251H95L94 249H89L87 251H85L83 253ZM140 258V257H139ZM206 258V257H205ZM255 258V257H254ZM135 259V258H134ZM215 261V260H214ZM157 262V261H156ZM211 262V261H210ZM220 263V262H219ZM184 264H188V262H184Z\"/></svg>",
  "mask_w": 264,
  "mask_h": 264
}]
</instances>
